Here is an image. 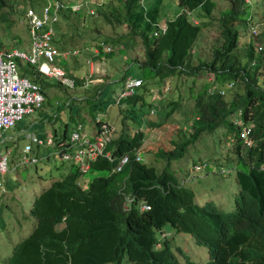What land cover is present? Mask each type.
Returning <instances> with one entry per match:
<instances>
[{
    "label": "trees",
    "instance_id": "16d2710c",
    "mask_svg": "<svg viewBox=\"0 0 264 264\" xmlns=\"http://www.w3.org/2000/svg\"><path fill=\"white\" fill-rule=\"evenodd\" d=\"M9 1L0 0V20L7 21V8L16 11ZM221 1L226 4L218 18L221 41L212 48L211 59L206 60L194 51L202 30L197 19L210 18L218 8L217 0H178L180 9L165 21L163 34L159 31V9L146 8L144 0H91L76 11L69 6L78 1L67 0L68 8L59 10L53 25V43L59 50L79 49L80 53L82 47H96L99 51L92 57L104 59L119 45L125 56V51L132 49L139 39L143 56L131 61L139 69H148L149 77L155 78L158 86L174 76L192 77L202 71H212L214 79L194 95L192 119L188 117L182 122L186 124H178L155 151L151 147L142 149L146 132L138 112L148 105L143 101L144 94L138 93L137 88L124 97L131 108H120L119 133L105 147L112 160L99 156L91 161L86 174L92 177L84 185L79 179L86 174L71 165L65 176L36 195L29 211L34 220L32 231L14 245L3 264H123L124 259L128 264H182L178 254L184 258V264H264V78L260 79L264 68V0ZM28 2V7L35 8L38 1ZM27 8L24 6V13ZM92 22L124 27L125 31L103 34L100 25L92 27ZM256 25L263 27L261 32H257ZM241 28L248 35L244 36ZM253 40L263 41V46H257L258 51ZM106 46L112 50L104 52ZM240 46H245L241 56ZM11 48L0 40V49ZM242 57L247 59L244 64ZM17 62L21 75L36 82L46 94L43 88L50 81L43 80L48 77L25 61ZM63 68L72 76L67 66ZM127 77L124 73L120 91ZM138 77L142 84L147 83L142 86L147 90L150 86L146 78ZM71 79L75 86L80 85L81 78ZM230 82L242 84L243 90L232 91L228 98L220 89L225 88L226 93L233 90L234 86L228 88ZM121 103L120 99L118 105ZM179 103H172L165 118L173 112L182 113ZM180 113L175 115L183 116ZM239 116L242 124L235 123ZM160 125L150 122V126ZM218 128L225 129L232 159H236L233 165L239 189L231 212L218 209L212 202L196 203L194 191L170 170V161L183 158L190 145ZM243 128H249L250 144L241 137ZM67 131L68 123L61 135L54 131V141L66 140ZM136 150L141 156L153 153L164 164L158 168L137 162ZM125 154L129 155V162L120 172L113 171ZM142 203L150 209L141 210ZM165 225L175 233L189 234L196 244L204 246L206 262L191 261L182 248L162 237Z\"/></svg>",
    "mask_w": 264,
    "mask_h": 264
},
{
    "label": "rangeland",
    "instance_id": "374dc122",
    "mask_svg": "<svg viewBox=\"0 0 264 264\" xmlns=\"http://www.w3.org/2000/svg\"><path fill=\"white\" fill-rule=\"evenodd\" d=\"M37 1L35 9L38 12L42 8L44 0ZM74 1L80 2L83 6L86 1L91 0ZM95 1L93 0V3ZM102 1L98 0V3ZM9 2L16 8V11L12 12L8 8L5 10L7 21L0 20V40L5 47L20 48L30 53L31 42L24 13V6L27 8L30 3L28 0H24L23 6V0H19L21 2L19 5L17 0ZM63 2L70 4L67 0H63ZM217 3H219L218 8L210 18L197 19L202 24V30L197 38L194 51H199L206 60L211 59L212 48L219 45L221 41L218 18L220 9L225 8L226 4L221 0H217ZM144 4L146 8L155 6L159 9L160 24L165 23L180 9L178 0H144ZM91 11L92 9L89 8V12ZM194 12H198V10ZM95 25H100L103 34L125 31L124 27L116 28L104 24V22L101 24L92 22L91 26ZM255 27L257 32H261L263 29L262 26L256 25ZM241 33H244V36L248 35L243 28H241ZM136 42L137 44L132 49L125 51L126 57L119 51L120 45L114 46V53L108 55L104 60L92 57L93 53L97 54L95 51L99 50L96 47L92 49L89 47L83 49L82 47L80 53V50L76 49L78 53L68 56L66 59L57 55L54 64L62 68L67 66L68 73L81 78L80 85L66 88L62 83L63 86L55 83L52 78L44 77L43 81L49 80L50 83L43 88L46 94H44L45 99L42 107L31 115H25L17 126L4 132L3 137L6 140L4 143H0V150L11 149V157L8 172L0 175V180L4 185V189L0 187V264H3L4 259L10 255L14 245L26 238L32 231L34 220L29 215V211L36 195L49 187L51 181L65 176L70 169L69 162L62 163L59 160L57 148L45 144L46 137L48 134L54 135V128L63 130L65 123H68V134L72 130H84L88 134H92L96 119L107 122L113 131L112 138L116 137L122 119L120 108H131V105H126L127 101L124 98L118 105L120 82L124 73L128 77L146 78L150 86H147V90L142 87L143 84L147 85L144 81L137 89L138 93L144 94L143 101L149 106L144 105L141 109L140 106H135L140 109L138 115L142 121V129L146 132L143 148L141 147L143 150L151 147L152 151H155L160 144H164V141L169 139L172 135L171 132L178 124L189 120L188 117L192 119L194 95L202 89L204 84L214 79V73L202 71L192 77L174 76L168 83L158 86L157 80L149 77L148 69H139L136 63L131 61L143 56L142 44L139 39ZM252 42L256 51H258V45L263 46V41L253 40ZM108 48L110 47H105V49ZM244 48L245 46L239 47L240 56ZM242 62L244 64L247 59L242 57ZM72 76L69 75V77ZM261 78H264V68L261 69ZM242 87V84L236 83L234 89L224 95L229 98L232 91L237 89L240 92L243 90ZM177 100L180 102L178 110L183 113V116L175 115L180 113L178 111V113L173 112L172 116L165 118V112L169 111L172 103ZM93 104H96V107H93ZM153 121L161 123V125L150 126V122ZM128 122L132 123L130 120ZM79 124L81 129L78 128ZM27 132H36L37 136L44 140V144L33 146L32 151L25 154L22 147L27 143L25 139ZM224 132V128H218L214 133L203 136L195 145H190L183 158L170 161V170L185 187L194 191L196 203L202 205L205 202H212L218 209L231 212L235 208L234 198L239 187L235 179L236 169L233 165L236 163V159H232L234 156L229 150L230 144L227 142ZM57 133L58 135L62 134V132ZM24 156L27 159L37 158L38 161L36 163L24 162ZM142 158L143 162L148 165L153 164L158 168L164 164V161L156 159L153 153L143 155ZM194 163H203L206 166L195 169ZM91 177L92 174H86V177L83 176L79 179V183L84 185ZM59 227L61 226L59 225ZM161 236L171 240L173 246L182 248L191 261L206 262L208 258L206 248L196 244L189 234L175 233L169 225H165ZM178 257L184 264V258L180 254ZM123 264H128L126 259L123 260Z\"/></svg>",
    "mask_w": 264,
    "mask_h": 264
},
{
    "label": "built area",
    "instance_id": "2783aa9c",
    "mask_svg": "<svg viewBox=\"0 0 264 264\" xmlns=\"http://www.w3.org/2000/svg\"><path fill=\"white\" fill-rule=\"evenodd\" d=\"M81 6L80 2H75L70 4L69 7L76 11ZM64 8H68V4L59 0H45L38 12L35 8L28 7L25 17L31 42L30 53L20 48L0 49V142L4 139V132L14 127L25 115H31L39 110L45 99L40 86L28 76L21 75L18 60L33 65L42 75L54 78L68 88L75 87L74 80L66 74L64 68L54 64L57 55H61L66 59L68 56H74L78 53L77 50L60 51L53 43L55 34L53 25L58 19L59 10ZM165 29V23L160 24V33H164ZM111 50V47L108 49L103 48L104 52ZM98 51L96 50L95 52L98 53ZM141 84V78L130 76L126 78L123 89L118 93V101L133 94ZM233 86V82L228 84V88ZM220 93L224 95L226 89L221 88ZM240 114L241 112L239 111L238 115ZM235 123L242 124L240 116L235 119ZM78 128L81 129L80 124ZM243 129L241 137L247 140L246 144H250L248 139L249 128ZM112 133L110 125L101 122L95 127L92 134H88L84 130H72L68 138L63 142H55L51 137H47L45 144L53 145L57 148L60 156L59 160L62 163L69 162L71 165H75L81 173L85 174L89 170L91 161L95 160L96 157L102 156L112 160L111 152L105 151L106 145L112 139ZM25 139L27 143L22 147V151L25 154L31 152L33 146L44 144V140L40 139L36 132L25 133ZM70 147H73V149H70ZM9 155L10 151L8 150L0 151L1 175L9 170ZM23 160L30 163L38 161L36 158L27 159L25 156ZM129 160L128 154L122 155L113 171L120 172ZM135 161H143L139 150L135 151ZM204 166L205 164L203 163L194 164L195 169H200ZM129 201H132V199L129 198ZM140 208L141 210H148L150 206L143 203Z\"/></svg>",
    "mask_w": 264,
    "mask_h": 264
},
{
    "label": "clouds",
    "instance_id": "9594fccd",
    "mask_svg": "<svg viewBox=\"0 0 264 264\" xmlns=\"http://www.w3.org/2000/svg\"><path fill=\"white\" fill-rule=\"evenodd\" d=\"M65 70V69H64ZM67 74V73H66ZM48 78H50V77H48ZM135 78H139V77H135ZM54 79V78H53ZM124 87V86H123ZM139 88V87H138ZM123 89V88H122ZM45 98V97H44ZM99 121H101V122H103L101 119H96V122H99ZM107 123V122H106ZM108 124V123H107ZM96 125V124H95ZM16 126V125H15ZM14 126V127H15ZM97 126V125H96ZM95 126V127H96ZM95 127H94V129H95ZM111 127V126H110ZM13 128V127H12ZM11 129V128H10ZM9 129V130H10ZM86 132V131H85ZM69 135V134H68ZM48 137H51L53 140H54V138L52 137V136H48ZM4 139L0 142V143H4L5 142V137H3ZM68 138V137H67ZM5 150H8V151H10V155H9V159H10V157H11V149H5ZM0 151H3V150H0ZM110 152V151H109ZM97 158V157H96ZM95 158V159H96ZM37 159V158H36ZM143 159V158H142ZM144 160V159H143ZM195 164H201V163H195ZM205 166H206V164H205ZM86 174V173H85ZM1 175V174H0ZM0 183H1V185H0V187L1 188H3L4 189V185L2 184V182H1V180H0ZM143 204V203H142ZM141 206V205H140ZM141 209V208H140ZM149 210V209H148Z\"/></svg>",
    "mask_w": 264,
    "mask_h": 264
},
{
    "label": "crops",
    "instance_id": "0c3cea01",
    "mask_svg": "<svg viewBox=\"0 0 264 264\" xmlns=\"http://www.w3.org/2000/svg\"><path fill=\"white\" fill-rule=\"evenodd\" d=\"M94 54H95V53H94ZM102 60H104V59H102ZM95 80L101 81V80H99V79H95ZM65 124H66V123H65ZM95 126H96V125H95ZM64 129H65V125H64V127H63V130H59V129L54 128V131H55V132H62V131H64ZM67 134H68V131H67ZM48 136H52V135H51V134H48ZM48 136H47V137H48ZM47 137H46V138H47ZM52 137H53V136H52ZM39 146H40V145H39ZM51 182H52V181H51Z\"/></svg>",
    "mask_w": 264,
    "mask_h": 264
}]
</instances>
